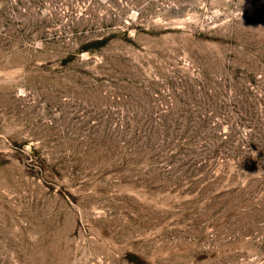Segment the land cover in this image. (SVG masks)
<instances>
[{"label": "rangeland", "instance_id": "1", "mask_svg": "<svg viewBox=\"0 0 264 264\" xmlns=\"http://www.w3.org/2000/svg\"><path fill=\"white\" fill-rule=\"evenodd\" d=\"M0 264H264V0H0Z\"/></svg>", "mask_w": 264, "mask_h": 264}]
</instances>
